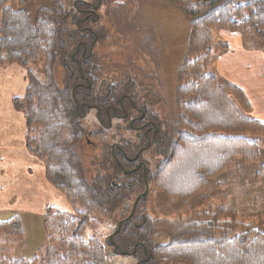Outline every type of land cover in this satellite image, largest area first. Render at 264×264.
I'll list each match as a JSON object with an SVG mask.
<instances>
[{
	"label": "trees",
	"instance_id": "trees-1",
	"mask_svg": "<svg viewBox=\"0 0 264 264\" xmlns=\"http://www.w3.org/2000/svg\"><path fill=\"white\" fill-rule=\"evenodd\" d=\"M7 1L0 0V67L17 65L24 72V88L10 100L25 119L27 166L33 159L42 163L47 191L62 196L68 210L52 206L57 211L44 212L46 246L39 255L28 260L0 254V264H107L121 250L138 256L137 264H264V233L222 205L190 208L187 215L172 219L151 218L134 210L123 221L129 209L117 222L119 230L104 243L85 237L87 224H95L90 215L106 216L132 191L112 184L116 174L100 156L109 157V145L100 150L87 145L84 137L91 135L77 116V106L93 102L92 92L90 99L83 97L84 78L91 68L82 58L70 57H83L80 43L84 41L88 48L92 37L79 33L82 25L71 19L76 10L70 1L40 8L33 16L7 6ZM168 1L189 16L190 30L184 56L175 68L173 91L169 98L165 96V141L157 148L159 159L148 174V183L186 205L207 179L224 172L237 158L243 163L256 161L259 145H264V121L245 114L251 104L244 91L207 72L213 27L242 28L264 41V0ZM107 2L136 9L142 0H102ZM261 51L264 55V46ZM90 57H96L95 53ZM37 59L42 63V77L27 66ZM95 64L100 66L97 81L104 78L100 100L111 104L116 101L118 83L108 77L109 66H102V61ZM125 77L133 80L130 74ZM154 114L161 124V113ZM106 165L110 173L101 174ZM254 177L264 182V164ZM161 237L163 242H155Z\"/></svg>",
	"mask_w": 264,
	"mask_h": 264
},
{
	"label": "rangeland",
	"instance_id": "rangeland-1",
	"mask_svg": "<svg viewBox=\"0 0 264 264\" xmlns=\"http://www.w3.org/2000/svg\"><path fill=\"white\" fill-rule=\"evenodd\" d=\"M68 1L71 0H8L7 6L14 9H25L33 16V13L40 8H51L57 3H67ZM126 8H118L111 2L100 6L97 10L98 18L89 24L98 37L91 44L90 52L95 53L96 57H102V66L110 67H108L111 70L108 77L114 79L115 82L119 81L116 67L126 71L125 67L121 65L134 66L138 61L136 57H141V59L142 57H146V59L148 57H163L164 94L157 91L156 97L160 99V103L152 111L161 113V118L165 117V96L169 98L173 91L175 68L179 65L186 50V41L190 30L189 16L168 0H142L138 8L134 9L132 6ZM132 10L134 11L132 12ZM212 34L211 60L207 64V72L213 73L219 82L229 81L242 89L240 72L230 73L227 69L226 58L229 57L235 61L236 57H242L245 52L251 57L255 51L262 50L263 39L256 33L242 28L225 31L213 27ZM138 65L140 66V64ZM15 66L17 65H11V68L8 67V70L4 72L5 78L9 75V78L13 80V87L11 85L7 87L5 79L0 78V81L3 80V85L1 84L3 91H10L13 94L14 91H21L20 86L23 83L19 73L14 70ZM27 66L33 70L37 77H42L40 59ZM143 67L147 72H150L149 59L148 63L143 64ZM234 67L237 68V64H234ZM20 72L24 73L22 70ZM134 77L136 76L134 75ZM163 99L164 104H161ZM249 116L254 117L251 114ZM81 123L86 131H91L89 135L98 139L99 142L102 141L103 133H92V130L96 128L93 110L87 113ZM111 132L106 134V141L113 140ZM17 139V128L13 126L8 137V143L12 146L11 150L15 147ZM89 153L92 156V151ZM103 162L105 163V160ZM17 163L16 159L13 165L16 166ZM155 163L151 164L150 172L154 170ZM262 164H264L263 144L259 145V155L256 161L243 163L239 158L235 159L224 172L212 179H207L203 189L189 199L186 205L181 204L177 199L167 198L162 191L155 187L151 188L150 183H148L147 194L140 196L145 191V186L138 185L130 193H125L127 194L125 201L112 206L106 216L102 217L98 213L90 215V218L95 220V224L92 222L87 224L85 237L93 236L104 243L107 238L113 235L111 233L117 228L119 224L117 222L128 213L129 209L131 210L136 198L138 201L135 210L141 211L151 218L172 219L187 215L190 208L202 210L208 208L209 205H222L227 210H235L239 220L248 224L252 223L264 233V182L257 181L254 177L255 172ZM17 168L19 167L17 166ZM103 169L101 174L110 173L108 165ZM38 175L40 180L27 179V187L32 185L30 190L21 181L0 186V254L7 258L30 260L35 255H39L46 246L44 212L46 210L57 211L56 209L51 210L52 206L58 210H68V203L65 199L58 193L55 195L54 192H48L49 187L42 174L38 173ZM13 177L14 173H11L10 178L13 179ZM0 178H6V176ZM38 184L41 185L42 192L40 186H37ZM136 195L137 197L133 199V196ZM127 217H130L129 214ZM19 232L21 235L18 234ZM163 241V237L155 240V242ZM126 251L121 250L113 256L111 255L107 264H137L138 256L127 255Z\"/></svg>",
	"mask_w": 264,
	"mask_h": 264
},
{
	"label": "flooded vegetation",
	"instance_id": "flooded-vegetation-1",
	"mask_svg": "<svg viewBox=\"0 0 264 264\" xmlns=\"http://www.w3.org/2000/svg\"><path fill=\"white\" fill-rule=\"evenodd\" d=\"M70 2L73 3L76 10L71 19L79 27L82 25L79 33L85 34L87 38L92 36L88 50L84 41L80 43L83 47V57H70L73 61H80L82 58L84 62H88V68H91L84 78L83 97L90 99L89 95L92 92L90 100L93 102H84L77 106V116L79 120H82L90 110H93L96 128L92 130V133H103L101 142L92 136H85V142L95 150H100V147L105 143L109 145V157L100 156L103 160L107 159L112 172L116 174L112 179V184L124 185L130 189L141 184L145 186V178L148 179L151 164L159 159L160 154H158L157 148L165 141V117H162L160 124L157 121L158 116L152 111L160 103V99L156 97L157 91L164 94L163 57H148L151 66L150 72H147L143 67L144 63H148L146 57H142V59L136 57L138 61L131 67L122 64L121 66L125 67L126 71L116 67L117 77L120 78L118 82H115L118 83L116 101L111 104L101 101L100 98L103 95L98 92L105 88L103 86L104 78L97 81L95 72L100 71V66L95 63H100L102 57H90L93 53L90 52V46L98 37L89 24L98 18L97 10L103 5L102 0H71ZM78 3L82 5L81 8L77 6ZM78 47L79 44H77ZM127 74L136 77L129 82L128 77H125ZM95 84L97 86H94ZM161 104H164V99ZM86 108L88 110H85ZM110 131H112L113 138L111 142L106 141V134ZM122 158L125 160V165Z\"/></svg>",
	"mask_w": 264,
	"mask_h": 264
},
{
	"label": "crops",
	"instance_id": "crops-1",
	"mask_svg": "<svg viewBox=\"0 0 264 264\" xmlns=\"http://www.w3.org/2000/svg\"><path fill=\"white\" fill-rule=\"evenodd\" d=\"M245 52V51H244ZM227 69L230 73L240 72L241 74V86L242 90L246 94L251 109L246 112V115H253L254 118L264 121V56L261 51H255L251 57L247 52L243 53L242 57H236L235 61L232 58H226ZM237 64V68L234 67ZM11 68L10 65L0 67V78L5 79L7 87L10 85L13 87L14 82L9 78V75L5 78L4 72ZM24 82V73H21L19 69L14 67ZM3 80L0 81V186H5L7 183L15 181H21L27 187V179L32 181L40 180L38 173H41L42 163L33 159L29 162V168H27V153L25 150V119L20 111L14 109L11 103L10 97L14 94H20L24 88V84L20 86L21 91H14L13 93L5 92L1 88ZM250 117V116H249ZM17 128V142L15 147L11 150V144L8 143V137L10 136V126ZM23 142V143H22ZM8 147V149H7ZM18 163L13 165L15 160ZM23 162V163H22ZM22 164V165H21ZM17 166L19 168H17ZM11 173H14L13 179L10 178ZM5 175V176H4ZM45 180V179H44ZM32 185L27 188L30 190ZM37 186L41 185L38 184ZM43 187V186H42ZM42 192V188H41ZM55 193V192H54ZM55 195H57L55 193Z\"/></svg>",
	"mask_w": 264,
	"mask_h": 264
},
{
	"label": "water",
	"instance_id": "water-1",
	"mask_svg": "<svg viewBox=\"0 0 264 264\" xmlns=\"http://www.w3.org/2000/svg\"><path fill=\"white\" fill-rule=\"evenodd\" d=\"M148 188H149V184H148V181H147V178H145V191L140 195V196H143V195H146L147 192H148ZM139 197V196H138ZM138 199L136 198L132 207H131V210H130V213H129V216H131L135 210V206H136V203H137ZM129 217L123 219V221L127 220ZM120 228V223L118 224L115 232H117ZM113 250L116 251L117 250V245L114 244V247H113ZM126 254H129V252L126 251Z\"/></svg>",
	"mask_w": 264,
	"mask_h": 264
}]
</instances>
